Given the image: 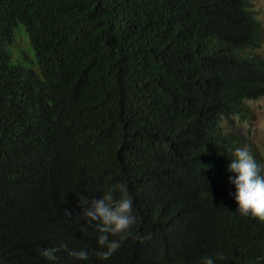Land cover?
I'll list each match as a JSON object with an SVG mask.
<instances>
[{
	"label": "trees",
	"instance_id": "1",
	"mask_svg": "<svg viewBox=\"0 0 264 264\" xmlns=\"http://www.w3.org/2000/svg\"><path fill=\"white\" fill-rule=\"evenodd\" d=\"M256 1L0 0V264H264L226 171L237 147L264 165L229 129L264 97ZM119 184L136 223L101 259L75 216Z\"/></svg>",
	"mask_w": 264,
	"mask_h": 264
},
{
	"label": "clouds",
	"instance_id": "2",
	"mask_svg": "<svg viewBox=\"0 0 264 264\" xmlns=\"http://www.w3.org/2000/svg\"><path fill=\"white\" fill-rule=\"evenodd\" d=\"M226 171L231 173L228 183L234 186L230 195L237 205L236 212L264 221V165L257 162L247 146L237 147L232 152ZM117 188L119 196L114 195L116 189L110 188L99 198L89 200L81 197L80 212L75 216L76 221L84 222L82 227L92 226L95 229L97 249L93 251L101 259L109 258L120 247L136 223L133 198L127 186L119 184ZM110 236H118L119 239H110ZM60 248L67 246L61 245ZM57 251L59 248H44L40 250V255L54 261ZM69 254L76 260L89 258L87 249L69 250ZM201 264H215V260L212 256H205Z\"/></svg>",
	"mask_w": 264,
	"mask_h": 264
},
{
	"label": "rangeland",
	"instance_id": "3",
	"mask_svg": "<svg viewBox=\"0 0 264 264\" xmlns=\"http://www.w3.org/2000/svg\"><path fill=\"white\" fill-rule=\"evenodd\" d=\"M255 10L264 27V0H257L255 2ZM21 33L25 35L24 27H21V29L16 32V35H20ZM18 43L20 44V49L16 52L17 55H19L17 59L23 56L24 53L29 57L34 55L28 40L27 43H25L24 40ZM258 53L264 57V45L262 48L258 49ZM246 103L252 112V119L246 122H239L237 118H235L234 127L229 129L241 134L248 141L253 143L264 157V98L248 100Z\"/></svg>",
	"mask_w": 264,
	"mask_h": 264
}]
</instances>
